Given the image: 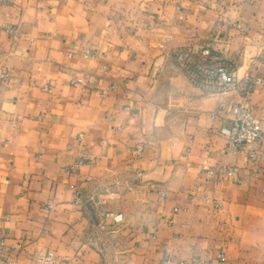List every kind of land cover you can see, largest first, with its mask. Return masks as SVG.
<instances>
[{
  "label": "crops",
  "instance_id": "0c3cea01",
  "mask_svg": "<svg viewBox=\"0 0 264 264\" xmlns=\"http://www.w3.org/2000/svg\"><path fill=\"white\" fill-rule=\"evenodd\" d=\"M263 52L264 0L0 1V68L12 73L0 85V237L10 257L264 264V142L227 151L233 113L219 103L241 96L210 75L226 61L239 80ZM252 104L264 115L263 88ZM248 149L263 154L259 174ZM223 165L243 181L207 173Z\"/></svg>",
  "mask_w": 264,
  "mask_h": 264
},
{
  "label": "built area",
  "instance_id": "2783aa9c",
  "mask_svg": "<svg viewBox=\"0 0 264 264\" xmlns=\"http://www.w3.org/2000/svg\"><path fill=\"white\" fill-rule=\"evenodd\" d=\"M3 1V0H0ZM237 28H241L238 23ZM12 32L14 29L12 28ZM80 54L87 59H95L96 53L90 49L86 48L80 52ZM204 55H212L210 48H205L202 50ZM216 54V53H215ZM73 56V52L69 53ZM216 57L218 55L216 54ZM264 63V52L261 53L255 68L252 72H248L241 79L235 77L234 71L231 69L229 63L222 61L215 69L210 73L218 83L222 86V90L227 92L231 90H236L240 93L241 98L239 100H228L223 99L219 103V109L228 110L231 109L233 113V119L229 126L224 127L222 132L227 137V151L231 153H237L245 148H248L255 142H264V115L259 116L253 109L252 100L255 95V91L258 88L264 89V75L260 74V67ZM106 67V66H105ZM12 79V73L9 68H0V85L10 82ZM217 115V110L212 112V116ZM248 158L253 162L254 166L252 171L254 174H259L261 168L259 162L263 154L257 149H248ZM84 159H80L76 166L80 167L84 163ZM207 173L211 177H215L219 180L225 178H236L238 182H242L243 179L239 177V167L237 165L229 166L223 165L217 169L207 168ZM162 196H168L169 192L167 190L161 191ZM199 196L206 204L212 205L217 209L223 207V203L220 199L208 194L203 193ZM183 210L186 209L182 208ZM181 207L175 206L174 211L178 212ZM106 217L112 216L115 220L119 221L122 217L121 213L107 212ZM0 253L5 256L7 264H17L16 260L10 257L9 249L4 237H0ZM225 252L221 251L218 254V258L225 259ZM170 255H165L162 259L163 264H169L172 261ZM201 264H208L209 262L205 259H199ZM32 264H58L57 255L51 251L38 250L35 253L34 263ZM179 264H193L190 261H180Z\"/></svg>",
  "mask_w": 264,
  "mask_h": 264
}]
</instances>
